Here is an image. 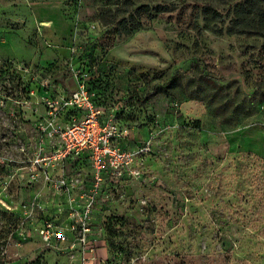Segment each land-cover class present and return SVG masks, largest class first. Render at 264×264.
<instances>
[{"label": "rangeland", "instance_id": "374dc122", "mask_svg": "<svg viewBox=\"0 0 264 264\" xmlns=\"http://www.w3.org/2000/svg\"><path fill=\"white\" fill-rule=\"evenodd\" d=\"M50 1L72 21L67 46L30 29L28 7ZM42 79L64 95L82 83L132 159L81 247L39 226L69 231L86 159L66 165L74 204L21 169ZM248 130L264 132V0H0V264H264V138L246 149Z\"/></svg>", "mask_w": 264, "mask_h": 264}, {"label": "built area", "instance_id": "2783aa9c", "mask_svg": "<svg viewBox=\"0 0 264 264\" xmlns=\"http://www.w3.org/2000/svg\"><path fill=\"white\" fill-rule=\"evenodd\" d=\"M18 69L27 71L20 66ZM39 83L40 86L36 81L37 91L39 87L42 89L44 112L38 115L35 124L37 136L34 152L21 167L22 173L27 184L40 183L43 188L68 197V201L74 204V200L71 199L73 184L66 174V165L75 157L86 159L91 168V180L86 192L81 196L83 199L81 204L75 209L77 216L73 219L69 231L66 234H57L56 227L49 219L43 220L39 226V233L47 243L53 236L61 241L71 237L70 246L81 247L89 242L90 222L94 209L102 208L98 205L103 195L104 181L110 177L109 175L120 177L128 171L132 159L129 154L114 145L113 140L119 133L109 121H103V108L91 101L92 98L82 83L70 95L60 94L54 90L47 91L49 88L43 79ZM33 94L34 92H29V96ZM12 102L28 104L26 100ZM78 115L82 117L77 119ZM66 116L71 120H66ZM107 196L101 200L108 202L110 198ZM1 204L3 203L0 200V207Z\"/></svg>", "mask_w": 264, "mask_h": 264}, {"label": "crops", "instance_id": "0c3cea01", "mask_svg": "<svg viewBox=\"0 0 264 264\" xmlns=\"http://www.w3.org/2000/svg\"><path fill=\"white\" fill-rule=\"evenodd\" d=\"M63 6L59 2L50 1L44 3H32L28 7L27 19L29 21L30 29L36 36L44 38L57 48L64 47L69 44L70 35L72 31V21L65 16ZM67 15V14H66ZM49 53V51H48ZM34 59L33 61L38 62L42 66H46V59L41 58ZM41 114V113H40ZM254 136V139L252 138ZM264 138V132L261 130L245 131L242 145L246 149L253 147L252 140L255 143L262 142ZM241 141V142H242ZM263 157V156H262Z\"/></svg>", "mask_w": 264, "mask_h": 264}]
</instances>
